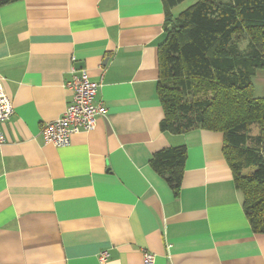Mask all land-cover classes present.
I'll return each instance as SVG.
<instances>
[{"label":"crops","instance_id":"0c3cea01","mask_svg":"<svg viewBox=\"0 0 264 264\" xmlns=\"http://www.w3.org/2000/svg\"><path fill=\"white\" fill-rule=\"evenodd\" d=\"M167 0H15L0 6V264H264V232L224 153V133L163 130L159 47ZM169 11V12H168ZM72 67L107 106L67 146L42 128L63 116ZM264 98V66L252 77ZM185 145L178 192L152 166ZM107 252L104 262L99 257Z\"/></svg>","mask_w":264,"mask_h":264},{"label":"trees","instance_id":"16d2710c","mask_svg":"<svg viewBox=\"0 0 264 264\" xmlns=\"http://www.w3.org/2000/svg\"><path fill=\"white\" fill-rule=\"evenodd\" d=\"M12 1L0 0V6ZM165 32L159 47L161 127L224 133L223 150L244 193L246 215L253 230L263 233L264 98L254 95L252 77L264 66V0H196L177 16L168 13ZM242 33L249 36L246 44L238 41ZM200 91L211 95L201 97ZM186 158L181 145L164 148L151 160L175 192Z\"/></svg>","mask_w":264,"mask_h":264},{"label":"built area","instance_id":"2783aa9c","mask_svg":"<svg viewBox=\"0 0 264 264\" xmlns=\"http://www.w3.org/2000/svg\"><path fill=\"white\" fill-rule=\"evenodd\" d=\"M72 90L73 98L68 104L63 116L46 123L42 128V134L46 141L56 146H67L71 142V135L79 131H90L97 125L98 117L104 116L108 112L103 101L95 100L102 82L91 81L86 69H76L72 67V79L67 83ZM15 114V107L2 87L0 86V149L5 141V136L1 124L9 121ZM107 252L99 257L100 262H104ZM155 254L146 251L144 261L146 264H153Z\"/></svg>","mask_w":264,"mask_h":264},{"label":"rangeland","instance_id":"374dc122","mask_svg":"<svg viewBox=\"0 0 264 264\" xmlns=\"http://www.w3.org/2000/svg\"><path fill=\"white\" fill-rule=\"evenodd\" d=\"M196 0H186L184 1L177 9V13L181 12L184 8H187L188 6H190L191 4H193ZM249 40V36L247 33H242L239 35V39L238 41L242 44H246ZM201 93V91H200ZM207 95H211V93H201L200 96L204 97ZM194 98V96H191L190 99ZM253 134H256L258 132V128L256 126L253 127L252 129Z\"/></svg>","mask_w":264,"mask_h":264}]
</instances>
